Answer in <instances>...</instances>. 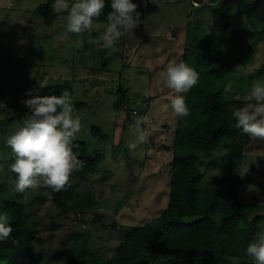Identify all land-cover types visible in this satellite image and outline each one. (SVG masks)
Wrapping results in <instances>:
<instances>
[{"label": "rangeland", "instance_id": "rangeland-1", "mask_svg": "<svg viewBox=\"0 0 264 264\" xmlns=\"http://www.w3.org/2000/svg\"><path fill=\"white\" fill-rule=\"evenodd\" d=\"M43 1L0 0V215L5 199L23 203L35 234L34 252L50 264H70L84 246L108 259L132 226L155 219L167 206L177 122L170 98L176 94L162 89L160 81L169 61H183L194 27L198 35L222 32L213 12L227 0H159L147 6L134 0L142 22L120 39L115 53L89 43L100 42L107 22L94 21L89 32L69 33L57 14L51 24L43 22L37 12ZM244 24L258 46L246 64L234 63L233 78L225 77V83L237 84L230 94L235 99H244L251 84L264 79V37L258 38L259 27L251 18ZM235 58L230 43L209 57L215 67ZM64 82L73 88L74 114L81 118L75 141H86L93 154L102 156L95 173L76 171L70 178L80 205L70 212L55 206L49 188L14 192V154L5 143L29 112L23 103L27 91L40 84L41 94L46 86ZM140 118H146L140 125L147 135L144 143L137 139ZM133 143L137 147L130 149ZM200 156V167L213 184L239 171L240 199L264 204V141L247 139L241 160L223 148ZM86 198L95 205L88 207ZM11 252L0 250V264H5L4 253Z\"/></svg>", "mask_w": 264, "mask_h": 264}, {"label": "trees", "instance_id": "trees-1", "mask_svg": "<svg viewBox=\"0 0 264 264\" xmlns=\"http://www.w3.org/2000/svg\"><path fill=\"white\" fill-rule=\"evenodd\" d=\"M52 3L53 0H44L37 9L47 25L56 18ZM110 11V0H106L103 13L94 21L107 22ZM245 18H251L259 27L258 38L264 37V0H227L213 12L214 22L223 28L220 34L198 35L194 27L195 32L188 35L183 62L196 70L199 80L183 94L190 114L182 119L177 117L167 206L155 219L132 226L110 258L99 257L84 246L70 264H236L231 258H240L239 264H252L245 249L257 226L264 225V204L240 199L239 171L216 179L213 184L200 167V155H211L217 148L228 150L238 160L244 157L247 136L234 127L230 108L243 107L247 101L224 94L223 88L225 77L234 76V63L246 64L257 51L258 40L245 27ZM225 43L232 45L236 58L215 67L209 57L222 51ZM65 91L72 94L69 83H55L46 86L40 95L59 96ZM74 145L77 158L84 162L79 172L83 176L95 173L102 156L93 154L84 140H76ZM10 173L15 180L11 166ZM50 192L58 209H80L75 185L68 183L64 190ZM84 202L88 207L95 205L91 198ZM3 215L13 228L10 238L0 241L1 251L12 250L3 255L5 264H50L34 252L31 241L35 234L24 204L5 199Z\"/></svg>", "mask_w": 264, "mask_h": 264}, {"label": "clouds", "instance_id": "clouds-1", "mask_svg": "<svg viewBox=\"0 0 264 264\" xmlns=\"http://www.w3.org/2000/svg\"><path fill=\"white\" fill-rule=\"evenodd\" d=\"M158 4L159 0H144ZM106 0H53L52 11L62 17L66 31L81 34L93 28L94 20L99 19L105 8ZM139 5L134 0H110L111 11L107 13L105 29L89 43L99 50L115 53L117 43L133 31L141 21ZM199 80L196 70L183 61H169L160 81L161 88L171 89L176 95L170 98V107L178 118L187 117L190 110L185 96ZM29 89L23 101L29 109L22 123L6 137L5 143L14 154L11 172L15 174L14 192L26 194L31 189L46 187L54 192L64 190L73 173L84 167V162L73 151L74 141L81 131V118L74 114L73 99L65 91L61 95H40L42 89ZM233 92V84L228 82L224 94ZM243 107L232 105L230 113L235 120L234 127L249 142L264 141V79L254 81L246 96ZM2 106V104H0ZM146 118L137 120L138 143H144L147 135L140 131ZM137 147L136 143L129 145ZM13 228L8 218L0 215V241L10 238ZM246 254L252 264H264V225H258L253 238L246 246Z\"/></svg>", "mask_w": 264, "mask_h": 264}]
</instances>
